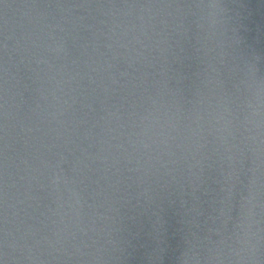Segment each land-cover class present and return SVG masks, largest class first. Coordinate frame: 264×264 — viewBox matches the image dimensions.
<instances>
[{
  "label": "water",
  "instance_id": "95a60500",
  "mask_svg": "<svg viewBox=\"0 0 264 264\" xmlns=\"http://www.w3.org/2000/svg\"><path fill=\"white\" fill-rule=\"evenodd\" d=\"M0 264H264V0H0Z\"/></svg>",
  "mask_w": 264,
  "mask_h": 264
}]
</instances>
